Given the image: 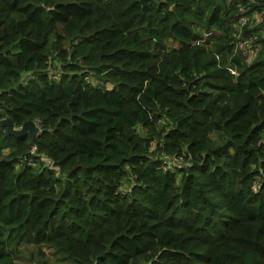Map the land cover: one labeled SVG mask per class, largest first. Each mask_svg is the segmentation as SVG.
Here are the masks:
<instances>
[{
  "label": "trees",
  "instance_id": "trees-1",
  "mask_svg": "<svg viewBox=\"0 0 264 264\" xmlns=\"http://www.w3.org/2000/svg\"><path fill=\"white\" fill-rule=\"evenodd\" d=\"M237 2L0 0V264H264V36L233 52Z\"/></svg>",
  "mask_w": 264,
  "mask_h": 264
},
{
  "label": "built area",
  "instance_id": "built-area-1",
  "mask_svg": "<svg viewBox=\"0 0 264 264\" xmlns=\"http://www.w3.org/2000/svg\"><path fill=\"white\" fill-rule=\"evenodd\" d=\"M260 1L261 0H238L236 4L235 29L234 34L232 35L233 52L240 54L244 58L250 59L256 55L259 50L256 41L260 36H264V27H261V24L264 21V13H260L258 11L250 12L251 6L259 3ZM209 36H211V32L204 33V37ZM200 42L201 39H196L194 44ZM58 71H61V69H52L50 71V75L58 76L59 74L56 73ZM230 71L233 74H237L236 70L232 68Z\"/></svg>",
  "mask_w": 264,
  "mask_h": 264
},
{
  "label": "water",
  "instance_id": "water-1",
  "mask_svg": "<svg viewBox=\"0 0 264 264\" xmlns=\"http://www.w3.org/2000/svg\"><path fill=\"white\" fill-rule=\"evenodd\" d=\"M2 125L7 128L10 135L13 136H24L26 134L31 135L33 140L36 139L40 132V128L36 121H27L21 128H16L11 118H5L2 120Z\"/></svg>",
  "mask_w": 264,
  "mask_h": 264
},
{
  "label": "rangeland",
  "instance_id": "rangeland-1",
  "mask_svg": "<svg viewBox=\"0 0 264 264\" xmlns=\"http://www.w3.org/2000/svg\"><path fill=\"white\" fill-rule=\"evenodd\" d=\"M259 15V14H258ZM37 122V121H36ZM37 125H38V122H37ZM47 251V253H48V256H49V258H50V260H51V262H52V264H74L73 262H70V261H67V260H63V261H58L57 260V257L56 256H53L52 254H51V252H49L48 250H46Z\"/></svg>",
  "mask_w": 264,
  "mask_h": 264
}]
</instances>
